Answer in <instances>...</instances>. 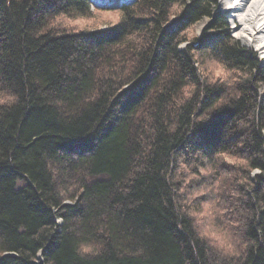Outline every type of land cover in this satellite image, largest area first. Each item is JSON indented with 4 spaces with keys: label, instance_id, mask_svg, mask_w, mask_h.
Masks as SVG:
<instances>
[{
    "label": "trees",
    "instance_id": "obj_1",
    "mask_svg": "<svg viewBox=\"0 0 264 264\" xmlns=\"http://www.w3.org/2000/svg\"><path fill=\"white\" fill-rule=\"evenodd\" d=\"M215 11L0 0V264H264V67Z\"/></svg>",
    "mask_w": 264,
    "mask_h": 264
},
{
    "label": "bare ground",
    "instance_id": "obj_2",
    "mask_svg": "<svg viewBox=\"0 0 264 264\" xmlns=\"http://www.w3.org/2000/svg\"><path fill=\"white\" fill-rule=\"evenodd\" d=\"M244 3L245 0H220V8L231 22L234 35L253 47L264 64V0H247L243 11H236ZM203 27L204 22H200L198 29Z\"/></svg>",
    "mask_w": 264,
    "mask_h": 264
},
{
    "label": "rangeland",
    "instance_id": "obj_3",
    "mask_svg": "<svg viewBox=\"0 0 264 264\" xmlns=\"http://www.w3.org/2000/svg\"><path fill=\"white\" fill-rule=\"evenodd\" d=\"M216 2V13H219V14H222L228 21L229 23V27H230V30H231V34L232 36L237 39L239 42H241L244 46H246L247 48L249 49H252L261 65L264 67V64L261 62L260 58H259V54L258 52L253 48V47H250L248 46L247 44L243 43L239 38H237L234 33H233V28H232V24L231 22L229 21L227 15L221 11V8H220V0H214ZM119 19V13H116V12H97V11H94L93 15H91L90 17L88 18H80V19H77V20H74V21H71V24H76L77 23V27L79 28H85V29H101V28H105L107 27L108 25L114 23L115 21H117ZM200 22H204V27L202 28V30L200 31L198 29V25ZM199 23L196 24L195 26V33L197 35H201L202 32L204 31V29L206 28V26L208 25V23L210 22V19L209 18H205L203 19L202 21H200ZM70 24V23H69ZM183 47L185 45H182ZM207 215L206 212H204V215ZM86 250H89L88 248H85Z\"/></svg>",
    "mask_w": 264,
    "mask_h": 264
},
{
    "label": "snow or ice",
    "instance_id": "obj_4",
    "mask_svg": "<svg viewBox=\"0 0 264 264\" xmlns=\"http://www.w3.org/2000/svg\"><path fill=\"white\" fill-rule=\"evenodd\" d=\"M246 6H247V0H245V3L241 5V7L238 8L236 11H243ZM229 14L232 15V13H229Z\"/></svg>",
    "mask_w": 264,
    "mask_h": 264
}]
</instances>
